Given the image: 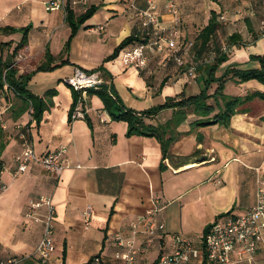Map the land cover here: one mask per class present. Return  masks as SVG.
<instances>
[{"label":"crops","instance_id":"1","mask_svg":"<svg viewBox=\"0 0 264 264\" xmlns=\"http://www.w3.org/2000/svg\"><path fill=\"white\" fill-rule=\"evenodd\" d=\"M49 1L0 0V58L14 53L24 38L23 29L28 28L27 43L17 53L24 55L18 75L31 76L27 91L44 105L38 121L24 98L10 89L0 92V163L5 166L2 180L9 187L0 196V260L18 257L24 259L23 264H40L35 251L43 226L26 219L25 214L31 201L44 196L51 197L56 207V250L47 264H85L95 256H101L105 264H123L115 257L121 250L116 236H129L131 223L152 210L155 201L159 207L156 220L166 226L167 252L173 235L202 247L204 236L218 220L242 215L254 207L258 180L264 177V100L243 102L227 120L217 122L224 104L214 98L207 102L213 109L207 116L197 114L192 106L183 118L175 116L180 112L176 108L143 116L145 125L160 130L161 139L127 136L128 123L116 120L112 113H118L106 107L96 92L87 95L86 118L71 120L75 94L64 80L77 68L101 70L105 81L110 79L105 85H112L125 108L138 114L171 99L199 95L208 75L200 69L195 78L188 77L170 60L167 50L149 56L143 69L121 65L123 51L145 37L131 5L146 8V0H91L86 12L96 10L75 34L63 11L46 10ZM154 1L163 24L171 26L174 17L164 9L165 0ZM176 3L185 40H196L194 29L206 27L213 11L224 15L210 0ZM70 11L76 16L86 13L80 6ZM245 14L229 16L226 22L233 26L251 23L253 29L248 28L246 39L243 33L236 34L246 45L255 31L254 43L260 44L264 41L260 21ZM130 37L139 40L124 47L118 60L107 61ZM234 52L232 64H227L247 65L252 55L247 48L240 46ZM186 60L188 63L189 58ZM230 66H220L215 77H222ZM103 70L111 78H106ZM234 81L229 78L224 84L230 97L241 99L250 92H264V85L257 80L248 86L235 85ZM218 86L213 83L208 94L213 95ZM21 132L39 157L67 149L70 167L60 179L39 163H31L26 173L13 177L15 159L23 151ZM161 252L154 248L139 263L154 264ZM257 262L264 264V234Z\"/></svg>","mask_w":264,"mask_h":264},{"label":"built area","instance_id":"2","mask_svg":"<svg viewBox=\"0 0 264 264\" xmlns=\"http://www.w3.org/2000/svg\"><path fill=\"white\" fill-rule=\"evenodd\" d=\"M91 0H50L46 4L49 12L63 11L67 16L71 7H82L86 12ZM146 8L135 9L137 17L141 21V30L145 34L142 41H138L130 50L122 53L123 65L125 67L146 68L149 56L169 51L170 60L177 68L184 71L190 78L197 76L201 66L210 64L220 54L230 55L232 47L226 45L215 50L211 47L202 58L196 50V40L183 39L182 19L176 0H165V10L174 17L171 26L166 27L158 11L154 0H146ZM251 13V10L240 9L238 15ZM253 15V14H251ZM219 20L226 22L227 17L221 15ZM102 29V28H101ZM197 35L200 31L196 32ZM260 36L264 38V17L260 21ZM186 58H189L187 63ZM24 60L23 54L16 55L12 67ZM64 83L80 94L77 105L73 112L72 119H85L87 107L84 104L90 90L100 91L106 84L101 70L85 71L75 69L73 75L67 77ZM8 89V86H5ZM20 130V127H17ZM20 140L23 142V151L15 159L17 169L13 173L18 178L27 172L31 163H39L45 170L52 173L57 179L70 167L67 156V149L50 152L39 157L25 133H20ZM5 166L0 163V196L8 190V185L3 182L2 175ZM159 212L158 203L152 210L144 215L138 216L130 225L131 234L127 237L122 234L116 236L118 246L121 248L115 255L123 264H140L152 249L159 248L162 252L154 264H198L206 262L209 264H259L257 253L264 234V177L258 180L256 191V204L242 215L229 216L218 220L207 231L203 239L202 247L194 245L189 239L180 235H173L172 248L164 250V243L167 237L166 226L158 223L156 215ZM26 219L43 226V237L35 251L40 264H47L55 253V217L56 207L51 197H40L29 203ZM87 222L91 217V209L85 212ZM24 259L11 257L0 260V264H23ZM85 264H105L101 256H95Z\"/></svg>","mask_w":264,"mask_h":264},{"label":"trees","instance_id":"3","mask_svg":"<svg viewBox=\"0 0 264 264\" xmlns=\"http://www.w3.org/2000/svg\"><path fill=\"white\" fill-rule=\"evenodd\" d=\"M249 1V0H246ZM251 1V0H250ZM261 6H257V8H263L262 0H257ZM96 9L92 8L88 10L85 14H82L80 16L73 15L71 11H68L67 14V22L71 24L73 28V34L76 33L79 26L83 24L89 17L92 16V14L95 12ZM220 13L217 11H213L211 13V18L209 20V23L206 27H204L200 34L196 38V50L199 57H203L206 53H208L209 49L212 47L211 44H213L218 34L221 33L222 29L224 28V22H221L219 20ZM29 29H23L24 32V38L21 42V44L15 49L14 53L10 56H7L6 58L2 56L0 58V92H2L5 89V86H8V89L12 90L17 96L24 98L29 105L33 108V117L36 120H40L42 117V113L44 111V105L42 102V99L31 95L27 91V83L30 80V75H22L19 76V70L18 67H12L14 63V59L19 52V50L23 49L27 43V34ZM135 40H139V38L130 37L127 40H125L115 51L114 53L107 59L112 60L115 59L121 50L132 43ZM238 40H240V36L237 34H234L231 36V41L229 45L232 47L233 44H239ZM257 40V38H255ZM5 44L3 45V50L5 48ZM219 51L220 48H217ZM228 55L220 54V51L218 53V56L214 59V61L210 64L201 66L200 69H205L208 78L205 81V88L204 90L197 96H191V97H182V100L177 101L175 99H171L169 102H167L164 105H160L158 107H154L152 109H149V111L143 112L141 114H138L137 112L125 108L124 104L122 103L120 97L116 95L114 92V89L112 85H104L100 91H92L89 92H96L102 101L105 103L106 107L114 108L115 112L118 114L112 113L114 118L116 120H121L128 123V132L127 136H149V137H158L161 139L160 130H155L152 127H148L144 124L142 117L145 115L149 116H156L164 109L168 108H176L177 111L180 110V112L176 113V117H182L186 114L184 111L186 109L191 108L190 106L194 107V111L201 115V116H207L209 115L213 109L209 106H207V99L214 98L216 102L220 104L222 102L224 104V111L223 113L219 114L217 119L214 122H217V120H227L231 115H233L236 112V108L239 105V103H242L240 98H233L228 97L222 93L224 90V84L226 80L230 79H237L239 82L249 81V80H257L262 85H264V56L261 57H252V59H256L260 61V67L259 68H253V69H240L237 67H230L227 69L225 74L217 78L215 77L216 70L227 61ZM39 70H47L49 68L47 67H39ZM104 75L106 78H111L110 75L105 71ZM213 83H219L218 89L213 95L208 94V90L210 86ZM75 94V100L74 105L71 110V120L73 116V112L75 110V107L77 105L78 99H79V93L74 91ZM253 97H259L261 99H264V93H254ZM246 102V101H244ZM210 124V123H208ZM162 129V128H161Z\"/></svg>","mask_w":264,"mask_h":264},{"label":"rangeland","instance_id":"4","mask_svg":"<svg viewBox=\"0 0 264 264\" xmlns=\"http://www.w3.org/2000/svg\"><path fill=\"white\" fill-rule=\"evenodd\" d=\"M210 2H213V4L217 5L218 6V9H220L219 11H221V13H224L225 16L227 17V20L229 18V16H234L235 14H237L238 11H240V9H244V11L246 10H251V13L250 14H253V17L257 18L258 22L261 21L264 17V0H262V5H263V8H257V6H261L260 3L257 1V0H249V1H246V0H210ZM246 15V14H244ZM240 16V15H239ZM249 23H246V22H242L241 24L238 23L236 26H233L231 22H226L224 24V28L222 29L221 33L218 34L217 36V39L216 41L211 44V46L217 50V48H220V47H223V46H226V45H229L230 41H231V35L232 34H236L239 32L243 33V37L246 39V34H247V31H248V28L249 30L250 29H253V25L250 23V25H248ZM231 25V26H229ZM229 26V28H228ZM201 27L199 28H195L194 30H200ZM241 35V34H239ZM245 35V36H244ZM254 37H252L249 41H247L248 44L246 45H243L244 42L243 39L240 40L238 43V45L236 44H233L232 45V52L230 55H228L227 57V61L225 63H223L221 66H230L235 58V49L236 48H240V46H243V47H246L247 48V52L251 53L252 55H250L249 57V60L247 62V65H244V64H241V63H233V66H230V67H237V68H240V69H253V68H259L260 67V61L259 60H256V59H252V57H263L264 56V51H262V47L264 48V41H262L260 44H257L255 45L254 43V40L256 37V32L254 31ZM242 38V36H241ZM254 52H258V53H254ZM119 58H116L114 60H118ZM120 62L123 63V59L122 57H120ZM231 62V64H227L228 62ZM123 65V64H121ZM228 67V68H230ZM104 77V76H103ZM107 80V79H106ZM235 80L233 83L236 84H244L243 86H246L248 83H250V81H253V80H249V81H244V82H239L237 79H233ZM108 82V83H107ZM106 83L107 84H110V79H108ZM259 82V81H257ZM260 83V82H259ZM232 85V84H231ZM248 86V85H247ZM259 91H255V92H250L248 93L247 95H245L244 97H241V102L243 103L244 101L246 102H251L253 100H255L256 98H259V97H253L254 93H257ZM222 93L224 95L225 94V89L222 91ZM259 93H262V92H259ZM264 93V92H263ZM210 95V93H209ZM228 97H230L229 95H226ZM235 98V97H233ZM261 99V98H259ZM207 100H211V99H207ZM261 100H264V99H261ZM242 103H239V105H241ZM149 108H151V106H149Z\"/></svg>","mask_w":264,"mask_h":264}]
</instances>
